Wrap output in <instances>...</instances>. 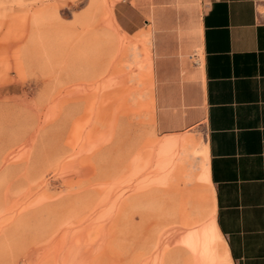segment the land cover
<instances>
[{
	"label": "rangeland",
	"instance_id": "obj_1",
	"mask_svg": "<svg viewBox=\"0 0 264 264\" xmlns=\"http://www.w3.org/2000/svg\"><path fill=\"white\" fill-rule=\"evenodd\" d=\"M119 3L0 0V264H194L185 246L164 251L180 239L179 201L195 180L210 220L204 123L188 125L184 103L187 87L198 93L199 44L178 70L161 61L157 78L152 15L128 32ZM167 4L196 35L201 0ZM169 138H192L189 180L174 193L161 178ZM140 146L144 168L126 163ZM104 168L117 172L96 178Z\"/></svg>",
	"mask_w": 264,
	"mask_h": 264
},
{
	"label": "crops",
	"instance_id": "obj_2",
	"mask_svg": "<svg viewBox=\"0 0 264 264\" xmlns=\"http://www.w3.org/2000/svg\"><path fill=\"white\" fill-rule=\"evenodd\" d=\"M123 2L114 6L113 13L124 30L136 31L150 22L147 15L153 17L157 78H161V61L169 62L170 69L182 68L191 57L195 41L202 56L198 93L191 95L187 87L184 103L187 124L198 120L204 123L203 166L209 187L205 195L210 220L202 221L203 193L195 180L184 189L179 201L180 239L164 253L172 246H185L194 264H203L210 258L218 263L264 264V0H201L203 9L196 35L188 19L180 16L179 7L167 4V0L154 6L142 1ZM143 35L150 41L149 32ZM157 93L161 94V85ZM189 141L192 138L182 142L169 138L162 145L161 178L169 181L170 192H177L180 184L187 186L190 175L184 156L188 155L185 143ZM136 152V157L126 163L144 168L141 146ZM122 161L123 164L125 157ZM99 172L96 178L112 176L117 170L104 168ZM142 195L141 192L136 197ZM34 211L28 215H35ZM187 225L192 231L184 235ZM48 229L43 228V232ZM211 252L213 256L209 258Z\"/></svg>",
	"mask_w": 264,
	"mask_h": 264
},
{
	"label": "bare ground",
	"instance_id": "obj_3",
	"mask_svg": "<svg viewBox=\"0 0 264 264\" xmlns=\"http://www.w3.org/2000/svg\"><path fill=\"white\" fill-rule=\"evenodd\" d=\"M196 63H197V64H201V60H198Z\"/></svg>",
	"mask_w": 264,
	"mask_h": 264
}]
</instances>
